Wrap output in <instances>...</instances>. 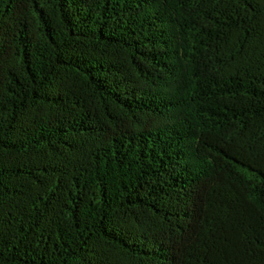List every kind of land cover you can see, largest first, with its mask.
Listing matches in <instances>:
<instances>
[{"label":"trees","instance_id":"1","mask_svg":"<svg viewBox=\"0 0 264 264\" xmlns=\"http://www.w3.org/2000/svg\"><path fill=\"white\" fill-rule=\"evenodd\" d=\"M0 264H264V0H0Z\"/></svg>","mask_w":264,"mask_h":264}]
</instances>
